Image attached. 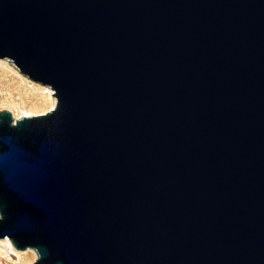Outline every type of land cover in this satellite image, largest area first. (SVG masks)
Wrapping results in <instances>:
<instances>
[{"label": "water", "instance_id": "95a60500", "mask_svg": "<svg viewBox=\"0 0 264 264\" xmlns=\"http://www.w3.org/2000/svg\"><path fill=\"white\" fill-rule=\"evenodd\" d=\"M0 56L56 98L0 110V239L264 264V0H0Z\"/></svg>", "mask_w": 264, "mask_h": 264}, {"label": "rangeland", "instance_id": "374dc122", "mask_svg": "<svg viewBox=\"0 0 264 264\" xmlns=\"http://www.w3.org/2000/svg\"><path fill=\"white\" fill-rule=\"evenodd\" d=\"M42 85L43 84L21 73L9 58L0 56V110H13L18 115H22L25 111L39 113V110L42 108L39 104L42 102V106H45L47 101L45 97L43 101L40 100L41 94L40 90L37 88H42ZM47 111H49V108L41 112L46 113ZM27 250H23L26 251V253L22 255V260L20 262L14 263L5 259H0V264L1 260L3 264H34L38 257L37 253L35 257L34 252H32L33 249ZM15 259L14 257V260Z\"/></svg>", "mask_w": 264, "mask_h": 264}, {"label": "bare ground", "instance_id": "6f19581e", "mask_svg": "<svg viewBox=\"0 0 264 264\" xmlns=\"http://www.w3.org/2000/svg\"><path fill=\"white\" fill-rule=\"evenodd\" d=\"M38 90H40V94H41V98L40 100L43 101V98H47L46 104L45 106H42V102L39 104V106H41L42 108L39 110V113H30L25 111L22 115H18L16 114L13 110V115L15 118H19V117H30L33 115H39V114H43L45 112H41V111H46L47 108H49V110L53 109L55 107V98H54V91L51 89V87L47 86V85H42L41 87L37 88ZM44 105V104H43ZM7 239V241L11 244V247L8 246V243H0V249H2V251H0V259L2 260H8L10 262H20L22 260V255L26 253V251L23 250H18L15 248V246L13 245L12 241L10 240L9 237H5ZM5 238H1L0 241L4 240ZM27 251H31V250H27ZM32 252H34V256L36 257V252L32 250ZM14 257L16 258L14 260ZM1 260V264H3V261Z\"/></svg>", "mask_w": 264, "mask_h": 264}, {"label": "snow or ice", "instance_id": "6c2138e0", "mask_svg": "<svg viewBox=\"0 0 264 264\" xmlns=\"http://www.w3.org/2000/svg\"><path fill=\"white\" fill-rule=\"evenodd\" d=\"M0 243H8V246L11 247V244L7 241L6 238L4 240L0 241ZM0 251H2V249H0Z\"/></svg>", "mask_w": 264, "mask_h": 264}]
</instances>
